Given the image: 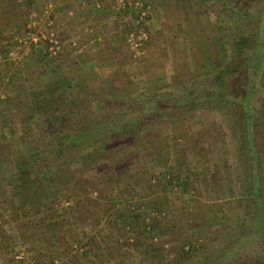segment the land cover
<instances>
[{
    "label": "rangeland",
    "instance_id": "rangeland-1",
    "mask_svg": "<svg viewBox=\"0 0 264 264\" xmlns=\"http://www.w3.org/2000/svg\"><path fill=\"white\" fill-rule=\"evenodd\" d=\"M113 1L117 51L79 59L78 22L68 35L47 0H0V264H206L227 251L226 264H264V137L255 135L252 174L241 127L246 88L259 84L264 96L256 51L246 52L263 25L232 8L264 0ZM68 86L82 99L111 90L129 102L151 93L184 102L99 156L75 158L56 195H17L22 143L41 144L40 124L26 122Z\"/></svg>",
    "mask_w": 264,
    "mask_h": 264
},
{
    "label": "trees",
    "instance_id": "trees-1",
    "mask_svg": "<svg viewBox=\"0 0 264 264\" xmlns=\"http://www.w3.org/2000/svg\"><path fill=\"white\" fill-rule=\"evenodd\" d=\"M237 3V6L232 5L234 11L239 9L235 14L241 13L240 15L244 18L254 21L262 17L263 28L260 30V41L257 44L252 42L246 51L248 53L256 51V59L260 64L253 67L257 70L259 67L261 75L259 74L258 78L262 79L264 76V6L254 2L251 9H247L239 1ZM59 89L61 88L52 90L53 95L49 96H52L53 100L38 104L35 116L30 115V122H26L29 128L31 125H35L36 128L40 124V128H36L35 132H41L37 139L41 144L38 147H31L25 142L22 143L24 149L16 165L18 168L16 177H19L20 185L17 183L13 186L15 191L17 190V195L20 194L21 189L25 191L23 196L30 199L32 196L43 198L46 195H56L59 191L57 181L61 183L64 180L61 178L69 172V166L75 158L82 155L99 156L111 142L124 140L133 133V130H136L137 134L147 125L159 122L164 118L165 108L174 109L177 104L184 102V97L179 95L178 102L166 106L157 101L151 93L149 96L135 99L134 102L131 100L130 103L128 100L123 101L125 97L111 90L100 93L86 91L82 99L77 90L70 86L65 90L59 91ZM257 89L259 84L247 87L244 96L248 95L249 100L244 98L242 101L245 115L241 127L243 136H247L245 146L248 152L245 151L244 145L241 150L243 155L247 152L253 159L250 163L252 174L255 172V162L260 160V151L255 146L259 141L256 140L255 135L261 136L260 142L264 137V127L259 124L258 121L261 118L256 111L260 108L257 103L264 102L262 98L264 96ZM109 95L113 98V103L107 98ZM255 96L261 97V100L256 101ZM116 98L119 100H115ZM221 101L226 103L228 99L222 98ZM31 132H34L32 128L25 134L28 138L34 139L36 133L32 135ZM260 218L264 222V215ZM228 254L229 251L224 256L213 258L209 262L207 260L206 264H226L232 258V254Z\"/></svg>",
    "mask_w": 264,
    "mask_h": 264
},
{
    "label": "crops",
    "instance_id": "crops-1",
    "mask_svg": "<svg viewBox=\"0 0 264 264\" xmlns=\"http://www.w3.org/2000/svg\"><path fill=\"white\" fill-rule=\"evenodd\" d=\"M118 4L119 3H115L113 0H85L84 2L82 0H47L46 7H52L48 10L49 20L55 23L57 27L61 26V24H59L61 20H63V23L70 22L71 27H67L65 31L68 35H72V32L69 30L75 27L73 24L77 25L79 23L78 31L74 32V36H72V38H74L73 40H77L79 47L77 51L75 50L73 53L70 52V54L71 56L75 55L74 57H79V59L81 55L88 59L89 57L87 55L89 52L96 54V52L101 51L103 48H108L109 51L112 50L111 52L117 51V46L121 39L120 35L114 31L116 29V24L121 20V10L117 8ZM126 11L128 12V10ZM56 22L59 23L57 24ZM89 22H102L105 23V26L100 25L99 29L96 28L94 31H90L86 28L80 31V28L87 25ZM68 43L69 42H67V44ZM71 43H73V41ZM74 45L73 43L71 46ZM71 46H67L68 49H70ZM84 53H86V55H84ZM76 62L78 61L74 60V63Z\"/></svg>",
    "mask_w": 264,
    "mask_h": 264
},
{
    "label": "built area",
    "instance_id": "built-area-1",
    "mask_svg": "<svg viewBox=\"0 0 264 264\" xmlns=\"http://www.w3.org/2000/svg\"><path fill=\"white\" fill-rule=\"evenodd\" d=\"M128 5L131 6L130 4H128ZM136 7H138V6H136ZM138 8L142 9L143 7H142V5H140Z\"/></svg>",
    "mask_w": 264,
    "mask_h": 264
}]
</instances>
